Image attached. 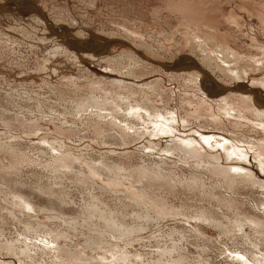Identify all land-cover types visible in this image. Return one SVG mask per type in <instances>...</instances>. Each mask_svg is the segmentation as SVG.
Segmentation results:
<instances>
[{"label": "rangeland", "instance_id": "rangeland-1", "mask_svg": "<svg viewBox=\"0 0 264 264\" xmlns=\"http://www.w3.org/2000/svg\"><path fill=\"white\" fill-rule=\"evenodd\" d=\"M7 1L0 0V5H5ZM30 1L41 9L47 20L59 21V18L64 23L62 26L69 29L74 36L84 34L86 41H91L95 46L103 47L108 44L104 49L106 51L104 53L113 58L127 52H134L133 49H137L132 40H127L129 32H137L136 34L141 36L142 40L141 38L137 40L140 43L144 41L147 47L143 42L144 47L138 50L139 54L154 63H168L177 58L179 54L192 55L189 51H191L190 49L194 50V42L197 41L195 34H197L196 36H198L199 40L206 35L207 37L209 36V43L227 44L241 56H256L260 53V51L252 48V32L249 27L251 24L257 29H261L262 23L257 17L252 16L250 13H245V10L256 11L259 12V15L262 14L264 16V0H242L245 5L241 4L242 1L236 4V0ZM13 7L15 8L13 3L8 4L7 11L0 14V263L61 264L57 258L63 256L59 253L58 248L63 247L72 251L71 254L74 257L79 258L77 260L74 257L72 259L71 255L66 256L67 263L65 264H145L147 261L152 260V255L148 253L161 251V246H170L171 242L175 241L181 249V259L185 264H237V262L233 263L231 258L225 255V251H235L233 245L236 243V245L244 247V241L240 238H236V241H234V234H224L211 222L199 223L188 215L190 213L191 215L193 213L197 214V212H212V214L224 221L226 225L233 224V221L237 218L238 220H243L245 216V218L255 216L260 219L264 218L263 212L258 211L254 207L256 205L260 210H264V190L262 188L258 185H253L251 182L241 181L242 179H240L241 176L239 175L236 176L239 177V182L237 180L234 185V188H238L239 194L232 196L221 187V182L226 181L222 172L215 173L213 166H211L212 171L204 167L203 169L201 166V161L212 162L214 166H221V169L231 167L237 169L238 166H242L250 170L254 176H257V179L264 181V172H262L259 166L260 163L257 157H254L253 152L250 154L251 157L233 162L226 159L227 157L225 156L220 157L219 161L215 157L205 156L191 158L187 161H180L174 158L175 161L166 157L143 156L142 153L136 151L144 145L145 141L142 140L123 146L120 140L111 137L107 139V144L103 145L104 147L91 142L90 138H84L83 140V135L87 130H84L86 126H83L81 121L86 113L80 111L77 114H66L63 111V105H66V100L71 99L72 103H76V106L81 108L83 102H80L84 98L89 97L88 95L92 90L90 86L96 81H90L89 77L83 73V67L80 66L79 62L71 58L70 53H66V57L64 52L55 54L53 50L50 52L51 50L46 45V42L43 43L42 41L44 39L41 38L43 35H40L41 31H39L38 24L33 20L30 21V15L36 13L35 10L21 9V16L18 15ZM23 10H27V13ZM229 10L233 11L234 15L242 16L245 22L243 27H231L224 20V16ZM10 22L15 23L11 27L15 28L14 26L16 25V29L8 28ZM29 30L31 32L34 30L35 32L38 31L37 37L33 34L35 32L30 34ZM124 34H127L126 37ZM114 37L117 38L112 41ZM39 39L42 40L40 41ZM187 39L193 42L191 44L192 48L186 45ZM36 41H40L43 45L40 42L36 43ZM208 44H206L208 46L207 49L211 51L212 46L209 48ZM46 48L47 51L45 52ZM144 48L147 49L145 50ZM87 51L89 52V50ZM202 51V55L205 56L204 49ZM52 55L54 58L51 57ZM194 56L196 57L197 55ZM127 58L125 57V59ZM128 61H123V65L125 66ZM45 63H50L51 68L48 64L46 66ZM116 68L118 69V67H113V70L116 71ZM115 73L121 77V73L117 71ZM162 76L164 87L169 91V96L175 100L176 95L172 93V90L178 93L183 84L180 81L171 80L169 77L168 79L165 75ZM77 77L78 79L81 78V80H78ZM158 77H160V73H154V75H149L142 82L140 80L134 82L138 85L152 83V81L155 83ZM259 77L260 74H253L250 79H247L250 83L246 81L245 83L251 84L253 78ZM212 80L220 85L228 82V79L221 74H217L216 77L213 76ZM74 94L75 96H73ZM257 94L264 104V89H258ZM152 97L156 98L154 100H158L156 104L160 108L167 107L175 110L180 106L179 100H175L176 102L173 103H166L159 96ZM171 98L169 99L172 100ZM48 100L50 103L47 104L45 101ZM168 104L170 105L168 106ZM49 109L53 110L52 112L54 113H50ZM68 112L71 111L68 110ZM204 124L203 119H193L187 127H184L181 122L178 128L179 132L176 133V138H174L175 143L180 145L178 140L190 136L200 140V136L194 135L193 132L200 131L201 126ZM62 126L79 128V133L75 136L66 135V137H63ZM36 130L39 132L37 133ZM206 132H209V134L220 133V135H226L227 139L236 137L230 132L224 133L223 131L212 130V126H208ZM110 133L115 132L110 131ZM248 134L253 138L258 136L245 131V134L238 135L237 138L247 140L250 137ZM241 136L244 137L242 138ZM169 139L171 138L163 136V138L159 137L153 141L158 144L159 148L170 145H173V147L178 146V144H172ZM252 140L255 141L254 139ZM43 141H46L49 146L46 145V148H42L44 145ZM63 141H65V144ZM38 147L43 150H39ZM51 147H55L60 155L56 156L51 151ZM204 147L207 152H211L206 146ZM110 150H116V155L121 154V156L107 157ZM128 151L130 152L129 154H127ZM64 153H68V156ZM82 155L86 157H82ZM87 155L89 156L87 157ZM67 159L76 163L79 166L78 169L71 168L73 169L71 170L63 167L68 164ZM103 162L112 164L111 169H106L105 171L107 172H103V175H93V178L88 179L87 183L89 185L87 183H78V175L85 177L87 175L85 170L90 171L91 167H104ZM12 166L14 167L13 169L11 168ZM4 168L7 171L9 170L8 173L12 175L11 177L6 175L7 173L5 172L7 171ZM93 179L105 186L106 189L102 190L98 186H90ZM8 185L12 187L9 189ZM15 185L18 186L14 188ZM140 187H143L157 201H160L157 205L146 204L148 212L153 217L149 222L144 219L145 215H140L146 209L144 208L145 211L140 210L135 206L133 200L128 197L131 192H139ZM15 189H22L23 192L28 193L29 191V193L34 194L37 201L39 199L41 204L47 205L48 210L44 209L43 212H40L41 209H37L36 212H31V215L25 213L27 215L21 216L18 212L20 207L11 205V201H7L8 197L11 196L10 193L16 192ZM5 190L7 191L5 192ZM212 190H216L214 191L216 193L214 197L211 195ZM224 197H231L232 200L236 201L231 203L234 207V212L216 200ZM92 198L96 202L91 203ZM90 203L96 204L97 207L105 211L104 214L106 216L111 213L117 215L120 226H125L124 229H119V233L121 235L129 233V236H122L121 240L114 238L113 232L110 233L105 230L104 233L100 234V240L97 241L99 247L102 242L107 243L108 241L111 244L119 240V244H108L105 248V253L99 249H88L87 237L89 238V235L98 234L99 232L95 230V227L90 230L88 224L84 223L82 219V214L88 211ZM158 205L167 206L170 210L174 206L173 209L181 211L182 214H170L165 218H160L164 210L162 206L160 209ZM12 208L17 215H20L22 221L13 220L9 216H15ZM235 210L239 211V213H235ZM57 213H62L63 219L57 218ZM29 222L35 228H38V230L40 228L41 230L39 236H35V240H32V243L35 244L34 247L37 246L38 250H32L27 253L28 256L30 255L29 257L25 255L19 258L20 255L11 251L10 244L24 239L22 235L25 232L23 226ZM94 225L104 228V225L97 222H94ZM140 225L142 229L139 228ZM138 228L139 230H137ZM245 234H252V232L247 229ZM18 246L21 247L23 244H16V247ZM248 248L251 250L254 247L250 246ZM262 248V251H264V245ZM256 250H252L257 253L253 252L255 253L254 255L259 254L258 250ZM102 257L104 258L103 260ZM249 264L252 263L250 262Z\"/></svg>", "mask_w": 264, "mask_h": 264}, {"label": "bare ground", "instance_id": "bare-ground-1", "mask_svg": "<svg viewBox=\"0 0 264 264\" xmlns=\"http://www.w3.org/2000/svg\"><path fill=\"white\" fill-rule=\"evenodd\" d=\"M240 1H242V0H236L235 2H236V4H239ZM243 3H244V1L241 2V4H243ZM245 3H247V2H245ZM13 4L15 6V8L14 7L13 8L15 11H17L18 15H21V13H22V12H20V11H22L21 9L35 10L36 13H34V14L32 13L30 15V21L33 20L38 24V27L40 29L39 31H41L40 35H43V37H41V38L44 39V40H42V39L41 40L43 41V43L46 42V45L51 50L50 52H52V50H53L54 54L57 52H64L65 55H66V53H70L72 56L71 58H73L75 61L79 62L80 66L83 67V73L89 77L90 81L91 82L96 81V83H93L90 86L92 90L90 89L91 92L88 95L89 97H87V98L83 97L84 98L83 101L80 102V103L83 102L81 108H78L76 106V103L75 104L72 103L71 99H68L65 101V102H67L66 105L64 103H62V104H64L63 105L64 109L63 108L62 109H63V111H65L66 114H69V115H72L73 113L77 114L80 111H83L84 113H86L84 116V119H82V121H81V124L83 126H86V128L84 130H87L86 133L83 135V140H84V138H90L91 142L98 144V145H102V146L107 144V139H109L111 137L114 139L117 138L118 140H120L123 146H128L133 142L142 140V141H145L144 145L142 147L138 148L136 151H139L140 153H142L143 156L160 157V158L166 157V158H171V159L175 158V159L180 160V161H187L191 158H196V157L198 158V157H203V156L215 157L217 159V161H219L220 157L225 156V157H227L226 159H228L229 161L231 160L233 162L235 160H239V161L245 160L246 157H251L250 154H252V152H253L254 157H257V159L260 163L259 166H260L262 172H264V104L262 103V101L260 100V98L257 94L258 89H260V88L264 89V24H263L264 23V16L262 14L259 15L258 14L259 12H256V11L253 12V11L248 10V9L245 10V13L247 12V13H250L252 16L257 17L259 19V21L262 23L261 29H257L256 27H254L251 24L249 27V30L252 32V34H251L252 46H253L252 48L260 51L259 54H258V52H256L258 55L248 56V57L241 56L239 53L234 51L235 49H232L227 44L226 45L225 44L219 45L217 43H209V40H208L209 36L207 37L206 35H205V37L203 36V38H200L201 40H199L198 36H196L197 34H195V39L197 41L194 42V45H195V46H193L194 50L190 49L191 51H189V52H191L192 55H189V57L191 56V58H193L197 63L193 64L194 66L193 65H186L183 68L180 67L179 70H169V69H166L165 66H163V64H167L169 66L172 64H177L179 62L180 58L188 57V56H186L185 54H179L178 53L179 54L178 57L173 59L172 61H170L168 63H154L148 59L143 58L139 54L138 50L142 49L144 47V45H146V47H147V44H145L144 41H143L144 42V45H143L142 41H141L142 43H140V41L137 40V39H140L141 36L137 35L136 34L137 32L136 33L129 32V36H127V40L133 41V43L137 47V49L135 48L137 51L135 49H133L134 52H132V51L127 52L123 55H119V57L113 58V57L109 56L108 54L105 55V53H104V52H106V51H104V49L107 47L108 44L104 45L103 47L102 46H95L94 43H92L91 41H86V37L84 34H81V35L77 34L74 36L71 33V35L74 36L75 39L81 41V42L78 41L79 43H73L72 44L67 39H65L63 37V35L54 33L48 27L47 21L50 22L51 25H54V26H62L64 23L61 22L59 18H58V20L60 22L57 20H47V18H45L41 9L37 6H35L36 4L34 5V3L32 1L28 2L27 0H21V3H20L21 5H17L16 3H13ZM243 5H245V4H243ZM6 8H7V5H0V14L7 11ZM8 11H10V10L8 9ZM23 11H26L25 13H27V10H23ZM224 20H226V22L229 24V26H231V27L235 26L236 28L243 27L245 24L242 16L241 15H234L233 11L231 12V10H229V12L226 13V15L224 16ZM31 23H33V22H31ZM9 24H8L9 29H11V28L13 30L16 29V25L14 26L15 28L11 27L12 24H15V23L10 22ZM33 26H34V24H33ZM35 26H37V25L35 24ZM38 27H36V28H38ZM62 27H64V26H62ZM64 28L67 29L66 27H64ZM17 29H19V27H17ZM30 29H31V27H30ZM13 30H11V31H13ZM26 30H25V32H26ZM67 30L69 31V29H67ZM22 31H24V30H22ZM33 32H35V30ZM33 32L30 31V34ZM37 32L33 33L35 37H37L36 36ZM27 33L29 34L28 31H27ZM22 34H23V32H22ZM127 34H128V32H127ZM126 35H125V37H126ZM7 36H8V34H7ZM28 36H31V35H28ZM115 38H117V37H114L113 40L112 39L111 40L114 41ZM141 40H142V38H141ZM39 42L36 41V43H39ZM186 42H187L186 45H188L189 47L192 48L191 44H193V42L190 40H188ZM43 43L40 42V44H42V45H43ZM109 43H112V42H109ZM206 44L209 45V48H210V46H212L211 51H208V49H207L208 46ZM37 47H38V45H37ZM47 48H46L45 52L47 51ZM202 49H204V51H205V56H203L201 53V52H203ZM87 50H89V52ZM198 50H200V51H198ZM194 55H197V56L195 57ZM51 57H53V55ZM66 57H67V55H66ZM125 57H128V58L125 59ZM56 60H57V58H56ZM125 60H129V61L124 66L123 61H125ZM46 62H48V61H46ZM46 64H48V63H45V65ZM115 64H116V66H115ZM133 64H134V66H133ZM112 66L118 67V69L116 68L117 70L116 69L115 70L117 72L121 73V77L119 74L117 76V74L115 73L116 71L113 70ZM42 67H44V66H42ZM50 68H51V66H50ZM154 73H160V77H158L156 79L155 83L153 81H152V83H145L143 85H138L137 83H135L137 80H140V82H142L149 75H154ZM217 74H221L222 76L227 78L228 82H226L224 85L219 84L215 87L209 85L210 81L212 80V77L213 76L216 77ZM253 74H260V77L256 78V79L253 78V80L251 81V84H248V83L246 84L245 81L249 82V81H247V79L248 78L250 79V77ZM162 75H165L167 78L169 77L171 80H177V82L180 81L183 84L181 86V88L179 89L178 93L176 91L172 90V93L176 95L175 100L180 101V106L177 107V109H175V110H172V108L169 109L167 107L160 108V106L156 104L158 102V100H154L156 98L152 97V96H156V97L159 96L162 98V101L166 102V103L176 102L174 100V98L172 99L171 96H169V93H168L169 91H167V89L164 87V84H163L164 79H163ZM77 79H78V77H77ZM79 79L81 80V78H79ZM49 85H51V84H49ZM87 88H89V87H87ZM63 93H65V92H63ZM73 96H75V94ZM67 98H69V97L67 96ZM169 98H171L172 100H170ZM45 102H47V104L50 103L49 100L45 101ZM51 102H52V100H51ZM43 103H44V101H43ZM52 103H54V102H52ZM169 105L170 104H168V106ZM60 106H62V105L60 104ZM40 107H42V106H40ZM54 107H57V106H54ZM24 108H26V107H24ZM49 108H50V106H49ZM19 110H20V108H19ZM28 110H30V109H28ZM47 110H48V107H47ZM68 110L71 112H68ZM52 111L49 109L50 113H54ZM61 113H64V112H61ZM53 117H54V115H53ZM193 119H197V120L203 119V121L205 123L203 126H201L200 131L193 132L194 135L197 134L200 136V140H198L196 137L190 136V137H185V138H181L180 140H178L180 142V145H179V143H175L174 138H176V133L179 132L178 128L180 126V123L182 122L183 126L187 127L191 124V121ZM64 126H62L63 127L62 130L64 131L63 137H66V135L67 136H75L79 133V128H71V127L68 128V127H64ZM208 126H210V127L212 126V130H216L218 132L219 131H223L224 133L230 132V133L234 134V136H236V137H231L230 139H227V137H225L226 136L225 134H224L225 136L220 135V133H218V134H215V133L211 134L210 133L209 134V132H206L208 129ZM80 131H82V130H80ZM110 131H113L115 133H110ZM245 131L249 132L250 134H255L258 136H257V138H253L248 134L250 137H248L247 140L237 138L238 135L245 134ZM38 132L39 131H37V133ZM163 136L170 137L171 138V139H169V140H171L170 142L172 144H178V146L173 147V145H170L168 147L159 148L158 144L156 142H154L153 140H156V138H159V137L163 138ZM19 137H21V136H19ZM241 137L243 138L244 136H241ZM252 139H254L255 141H253ZM16 140H17V138H16ZM165 141H167V140H165ZM43 142H44L43 143L44 145L42 146V148H46V145L49 146V144L46 143V141H43ZM63 143L65 144V141H63ZM60 144H61V142H60ZM57 146L61 147L60 145H57ZM204 146H206L208 148V150L211 152H207V150L205 149ZM63 147H64V145H63ZM4 148H5V144H4ZM40 149L41 148H39V150ZM50 149H51V151H53L56 154V156H58L59 152L55 149V147H51ZM41 150H43V149H41ZM10 151H11V149H10ZM129 153L130 152L128 151L127 154H129ZM44 154H45V152H44ZM64 154H66V153H64ZM116 154H117L116 150H110V152L107 154L108 155L107 157H114V155L116 157L121 156V154H119V155H116ZM66 155H64V156H66ZM88 156L89 155H87V157ZM82 157H86V156L82 155ZM52 158H54V157H52ZM66 161H68V164L65 163L66 165H64L63 167H65L66 169H68V168L69 169H71V168L78 169L79 166H77L76 163H73V161H71L69 159H67ZM1 162H3V161H1ZM103 165H104V167H91L90 171L85 170V172L87 174L86 176L84 175L85 177H82V175H78L79 176L78 177L79 179L77 180V181H79L78 183H80V182L81 183H87L89 181L88 179L93 178L94 177L93 175H95V174L96 175L99 174V176L103 175L104 174L103 172H107V171H105L106 169H108V170L111 169L110 167L112 164L110 165L108 162L107 163L103 162ZM199 166H200V164H199ZM201 166H202V168L204 167V168H207L208 170H211V171H212L211 166H213L215 173L216 172H219V173L222 172V174L226 178V181L221 182V187H223V190H225L226 192H229L232 196L239 194L238 188L235 187L237 190L234 188V185L236 184V181L239 178L236 176H239V175L241 176L240 177V179H242L241 181L251 182L253 185H258L260 188H262L264 190V181H261V179H257L256 178L257 176H254V174H252V172L250 170H248L242 166H238L237 169H235V168L233 169V167L227 168V169H221L222 168L221 166H219V165L214 166L212 164V162L206 163L205 161H201ZM116 167H114V168H116ZM11 168L13 169L14 167L12 166ZM5 170L7 171V169H5ZM71 170H73V169H71ZM8 171L7 172L4 171V172L7 173L6 174L7 176L11 177L12 175L9 174ZM16 172H17V170H16ZM110 172H111V170H110ZM143 174H144V172H143ZM250 175H252V176L250 177ZM138 176H139V174H138ZM138 176H137V179H138ZM94 179L92 182L90 181L91 182L90 186L91 185L95 186V187L98 186V188L102 189V190L106 189L105 186L101 185L100 183H98ZM238 182H239V180H238ZM10 184L12 185V183H10ZM87 184L89 185V183H87ZM130 184H132V183H130ZM8 186H9V189H10V187H12L10 185H8ZM16 186H18V185H15L14 188ZM139 190H140L139 192L138 191L131 192L130 195H128V197L130 200H133V202L135 203V206L138 207L140 210L145 211V209H146V211L140 215H142V216L145 215L144 219L147 220V222H149L151 219H153V217L148 212V208L146 207V204L151 203V204L157 205V204H159L160 201L159 200L157 201V199H155V197L153 195H151L149 192L145 191V189L143 187H140ZM6 191L7 190H5V192ZM15 191L16 192H14V193L11 192L10 193L11 196L8 197L9 198L8 200L6 198V200L9 202L11 201L10 202L11 205L13 204L15 206L20 207L18 212L21 214V216L22 215L25 216L27 214L31 215V212H36L37 209H39V210L41 209L40 212H43L44 209L48 210L47 205L41 204L39 199H38V201H39L38 202L36 199V196L32 193H29L28 190H27L28 193L23 192L22 189H19V190L15 189ZM214 191H216V190H212V192H211L212 197H214V194H216V193H214ZM225 191H223V192H225ZM216 200L220 204H223L224 206H226L230 210L231 209L233 210V208H234L231 203L236 202L235 200H232L231 197H224L222 199L218 198ZM92 202H96V201L92 198L91 203ZM91 203H90V207H89V205H88L89 202H88L87 205H88L89 209H88V211H86L85 213L82 214V219H83L84 223L88 224L90 230L94 229V227H95V230L97 232L98 231L99 232H98V234L89 235V238L87 237L86 240L88 243V249L89 248L92 250L99 249V250L104 251V253H105L106 252L105 248L108 246L109 242L107 241V243H106V242L101 241L102 243H101V246L99 247L97 241L100 240V234L104 233V231L106 230V231H109L110 233L113 232L114 233L113 237L121 240L122 236H124V237L129 236L128 235L129 233H125L123 235H121L119 233V229H124L125 226H120L119 219L116 217L117 215H115L114 213H111V214H108L106 216L104 214L105 211H103L99 207H97L96 204H91ZM164 203H166V202H164ZM239 204H240V202H239ZM164 205H166V204H164ZM164 205H161L164 212L161 213L160 218H163V217L165 218L167 215H170V214L171 215L182 214L181 211L174 210L173 209L174 206L170 210V209H168L167 206H164ZM15 206H13V207H15ZM161 206H159L160 209H161ZM254 207L258 211L263 212V215H264V210H260L259 207L256 205H254ZM13 211H14V209H13ZM139 212H141V211H139ZM233 212H234V210H233ZM25 213H27V214H25ZM45 213H46V211H45ZM235 213H239V211L235 210ZM61 214L57 213V218L63 219ZM135 215H136V213H135ZM137 215H139V214H137ZM9 216H11V218L13 220L22 221V218H20V215H17L16 212H15V216H12V215H9ZM188 216L190 218L196 220L199 223H205L206 221L211 222L213 225L218 227L220 229V231L224 234H234V236H235L234 241H236V238H240V239H242V241H244V243H243L244 247H240L241 245L238 246V245H236L237 244L236 243L233 245V248H235V251H233V252H232V250H226L225 251V255L227 257L231 258L233 263L237 262V264H249L251 262L252 264H264V251H262L263 250L262 247L264 245V218L260 219L259 217L257 218L255 215H254L255 217H249V218H245L246 217L245 216V217H243V220H241V219L238 220V218H237L236 220L233 221L234 222L233 224H227L226 225L224 223V221L219 219L216 215L212 214V212H210V213L209 212H205V213L204 212L203 213L197 212V214L193 213V215H191V213H190V215H188ZM250 216H251V214H250ZM157 218H159V217H157ZM71 220H73V219H71ZM94 222H97V223H100L101 225H104L105 229L94 225ZM28 224L24 225V226L22 225L24 230H25V232L22 234L24 236V239L23 240H17L15 243L10 244V247L12 248L11 251L15 254L20 255V257L18 256L19 258L27 255V253H30L32 250H38L37 246L34 247L35 244L32 243V240H35V236L36 237L39 236V232L41 230H40V228H39V230H38V228H35L32 225V223H30V222ZM139 228L142 229V226L140 225ZM139 228L137 230H139ZM247 229H249L252 232V234L246 235L245 232L247 231ZM130 237H131V234H130ZM16 244H18V245L23 244V246H21V247L18 246L19 247L18 248V247H16ZM111 244H119V240L116 241V243L112 242ZM111 244H109V245H111ZM247 245H248V247L253 246L254 248L250 250V248L246 247ZM56 248H58V247H56ZM160 249H161V251H157L154 253L153 252L148 253V254L152 255V257H151L152 260L149 262L147 261V263H145V264H185L183 262V260L181 259V255H182L181 249L175 241H172L170 246L169 245L168 246H161ZM256 249L258 250V253H259L258 255H254L256 252L252 251V250H256ZM43 251H45V250H43ZM58 251L63 256V257L57 258V259H59L61 264L67 263V261L65 259L66 256L68 257L69 255H71L72 259L74 257V255L71 254L72 251L66 250L63 247L58 248ZM34 252L36 255H38V253L36 251H34ZM253 252H255V253H253ZM148 254H147V256H148ZM74 258L79 260L78 257H74ZM103 259L104 258L102 257V260ZM106 263H109V262H106Z\"/></svg>", "mask_w": 264, "mask_h": 264}, {"label": "water", "instance_id": "water-1", "mask_svg": "<svg viewBox=\"0 0 264 264\" xmlns=\"http://www.w3.org/2000/svg\"><path fill=\"white\" fill-rule=\"evenodd\" d=\"M28 2H30V0H27ZM10 3H16L17 5H21V0H8L5 5H8ZM46 18V17H45ZM47 21V20H46ZM47 24H48V27L54 32V33H57V34H60V35H63V37L65 39H67L70 43H79L81 41L75 39L74 36L71 35V33L65 29L64 27L62 26H54V25H51L50 22L47 21ZM79 41V42H78ZM197 62L191 58V57H183V58H180L179 59V62L177 64H172V65H167V64H163V66H165L166 69H169V70H179L180 67H184L186 65H193V64H196ZM194 66V65H193ZM211 80V79H210ZM209 85L211 86H217L219 85L218 83H216L215 81L211 80Z\"/></svg>", "mask_w": 264, "mask_h": 264}]
</instances>
